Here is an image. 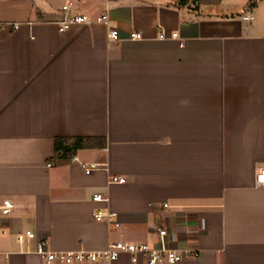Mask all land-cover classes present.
<instances>
[{
    "label": "crops",
    "instance_id": "1",
    "mask_svg": "<svg viewBox=\"0 0 264 264\" xmlns=\"http://www.w3.org/2000/svg\"><path fill=\"white\" fill-rule=\"evenodd\" d=\"M68 3L109 22L60 32ZM0 23V198L14 205L0 264H45L41 239L155 246L157 228L183 254L161 264H264V0H0Z\"/></svg>",
    "mask_w": 264,
    "mask_h": 264
},
{
    "label": "built area",
    "instance_id": "2",
    "mask_svg": "<svg viewBox=\"0 0 264 264\" xmlns=\"http://www.w3.org/2000/svg\"><path fill=\"white\" fill-rule=\"evenodd\" d=\"M68 3L62 7V17L57 21L58 30L60 32L66 31L72 25L80 24H104L109 22L107 15H102L94 19L86 15H70L68 11L71 8ZM247 20V17H243ZM4 25L0 23V31ZM109 37L112 41H117L119 38L118 31L110 29ZM172 38H176V34H172ZM141 35L138 33H131V40H139ZM159 38L164 39L165 34L159 33ZM101 164L92 163L84 168L85 174H90L93 171L102 169ZM111 183H124L125 179L117 176H110ZM254 187L264 188V167L259 168L254 176ZM92 201L95 203H106L108 198L102 194H94ZM14 205L9 199L0 198V237L6 235L5 222L8 215L13 210ZM93 217L96 221H104L113 228L119 227L117 214L112 211H104L100 208L95 209ZM157 245L150 246L144 243H127L116 242L107 246V248L99 251H55L49 247V242L46 239L37 241L34 254L40 257L45 264H113L121 255L125 254L130 257L132 264H138L144 260L146 264H161V263H178L182 261L183 254L176 250L170 249L167 244V231L164 229H156ZM35 235L30 231H26L24 235H18L17 240L22 242L24 239H34ZM193 256H196L193 253Z\"/></svg>",
    "mask_w": 264,
    "mask_h": 264
},
{
    "label": "trees",
    "instance_id": "3",
    "mask_svg": "<svg viewBox=\"0 0 264 264\" xmlns=\"http://www.w3.org/2000/svg\"><path fill=\"white\" fill-rule=\"evenodd\" d=\"M188 1H192L193 3L197 2L198 0H180V2L182 4H184L185 2H188ZM99 141V139H95V138H86V139H83V138H79V139H76V142H77V145H83L84 142H88V143H93V144H97ZM65 140L64 139H57L56 141V152H55V157H64L66 155L69 154V152H71V150L69 148H67L64 144ZM79 143V144H78ZM71 156V155H70Z\"/></svg>",
    "mask_w": 264,
    "mask_h": 264
}]
</instances>
